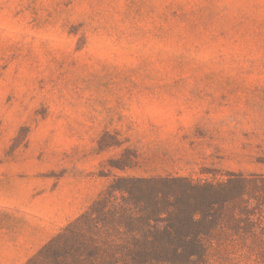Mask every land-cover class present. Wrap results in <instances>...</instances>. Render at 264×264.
Wrapping results in <instances>:
<instances>
[{
	"label": "rangeland",
	"instance_id": "1",
	"mask_svg": "<svg viewBox=\"0 0 264 264\" xmlns=\"http://www.w3.org/2000/svg\"><path fill=\"white\" fill-rule=\"evenodd\" d=\"M261 157L264 0H0V264L119 177L217 183Z\"/></svg>",
	"mask_w": 264,
	"mask_h": 264
},
{
	"label": "trees",
	"instance_id": "2",
	"mask_svg": "<svg viewBox=\"0 0 264 264\" xmlns=\"http://www.w3.org/2000/svg\"><path fill=\"white\" fill-rule=\"evenodd\" d=\"M28 264H264V172L119 177Z\"/></svg>",
	"mask_w": 264,
	"mask_h": 264
}]
</instances>
